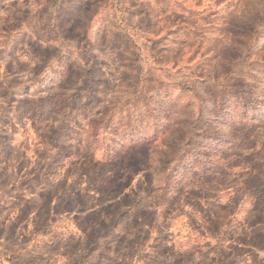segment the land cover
Listing matches in <instances>:
<instances>
[{"label":"rangeland","instance_id":"1","mask_svg":"<svg viewBox=\"0 0 264 264\" xmlns=\"http://www.w3.org/2000/svg\"><path fill=\"white\" fill-rule=\"evenodd\" d=\"M262 95L264 0H0V264H262Z\"/></svg>","mask_w":264,"mask_h":264},{"label":"clouds","instance_id":"2","mask_svg":"<svg viewBox=\"0 0 264 264\" xmlns=\"http://www.w3.org/2000/svg\"><path fill=\"white\" fill-rule=\"evenodd\" d=\"M202 101L205 106L204 118L220 122L222 116L214 100L202 97ZM253 104L254 110L242 108L238 104L225 106V112L232 116L226 129L232 142L233 151L230 154L232 160L255 155L264 161V95L254 99ZM247 148H251L252 152L244 151ZM260 166L264 167V163Z\"/></svg>","mask_w":264,"mask_h":264},{"label":"crops","instance_id":"3","mask_svg":"<svg viewBox=\"0 0 264 264\" xmlns=\"http://www.w3.org/2000/svg\"><path fill=\"white\" fill-rule=\"evenodd\" d=\"M262 238L264 240V233H262ZM262 264H264V247L262 248Z\"/></svg>","mask_w":264,"mask_h":264}]
</instances>
